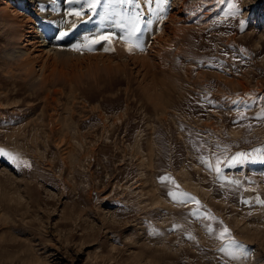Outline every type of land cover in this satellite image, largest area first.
<instances>
[{"label": "rangeland", "instance_id": "rangeland-1", "mask_svg": "<svg viewBox=\"0 0 264 264\" xmlns=\"http://www.w3.org/2000/svg\"><path fill=\"white\" fill-rule=\"evenodd\" d=\"M71 1L61 45L124 42L131 6ZM137 2L142 51L163 31L149 70L61 63L31 85L7 72L0 23V148L15 157L0 155V264H264V0H169L163 21Z\"/></svg>", "mask_w": 264, "mask_h": 264}, {"label": "bare ground", "instance_id": "bare-ground-1", "mask_svg": "<svg viewBox=\"0 0 264 264\" xmlns=\"http://www.w3.org/2000/svg\"><path fill=\"white\" fill-rule=\"evenodd\" d=\"M16 1L18 2V0H0V23L2 25L4 35L6 39H8L6 47H4V50L2 51V56L7 63V72H10L12 76L16 72V74L21 78L27 79L31 85H42V83L55 74L58 69L57 65L61 63L73 66H81L82 63H85L84 66L88 67H96V65L98 67H105L112 64H116V66L122 65V67H125L130 63L135 67H147V70H149L148 67L150 66V63H148V61L150 60L149 62H155V59H152V61L147 58L156 57V54L154 53L155 51L157 52L159 48L157 49L155 47L157 43H159L160 38L163 36V31L161 33L158 32L155 36H153V39L146 51L133 49V51L129 52L126 50L125 43L122 42L120 44L118 41L111 43V45H107L108 43L104 44L103 42L104 46L100 45L103 46L102 48L98 46L100 48L99 49L98 47L95 48L93 46L92 51H88L86 49L75 51L73 50L72 45L83 44L85 41L83 40V42H81L80 40V42H76L72 38V41L70 40L71 42L66 45L65 42L64 45H61V41H57V36L63 29L59 27L61 25L56 26V24H54L56 17L60 15V13L68 14L74 10V5L72 4L73 1L27 0V9L25 11H21L17 7ZM184 1L185 0H182V2ZM176 4V12H180L182 10L179 8L181 7V2L176 1ZM48 15H50V17H48ZM176 15L178 14L171 13L170 18ZM65 23L67 24V22ZM81 29L83 31H89L90 27H85V25H83ZM81 29L78 28L76 32L74 31L72 36L77 38ZM100 30L96 29L95 31L99 32ZM84 33L85 32H83V35ZM108 33L110 32L106 31L103 34ZM83 37L84 36H82L81 39ZM87 37L89 39L95 38L93 37V33ZM116 39H113V41ZM106 45L113 50L105 52L104 47ZM152 54L154 56H152ZM112 61H114V63ZM159 62L161 63L162 60H159ZM101 63L102 65L99 66ZM35 66H38V69H35Z\"/></svg>", "mask_w": 264, "mask_h": 264}, {"label": "snow or ice", "instance_id": "snow-or-ice-1", "mask_svg": "<svg viewBox=\"0 0 264 264\" xmlns=\"http://www.w3.org/2000/svg\"><path fill=\"white\" fill-rule=\"evenodd\" d=\"M100 2L101 0H86L88 9H90L93 12L96 11L97 5L100 4ZM109 2L126 4V5L131 6V9L128 11H125V13L123 14V20L125 22L117 23L116 27L120 28L123 32V34L119 36V39L124 41L127 51L131 52L133 51V49H139L142 51L143 42L139 34L143 31L142 24L145 23V21L143 20L144 13L140 10L141 8L140 4L137 2V0H109ZM152 2L153 0H145V3H148V4H151ZM154 3H155V7L154 8L149 7L148 12L151 13V15L155 17L156 19L163 21V19L165 18V14L167 13L168 8L170 6L169 0H154ZM229 8L233 10L231 12L232 15H236L240 11V9L234 3L230 4ZM69 15L80 17L82 15V11L72 10L71 12H69ZM147 23L151 24L152 21L148 20ZM241 28H243V22H241ZM61 35H63V33ZM115 36H116L115 33H108V34L98 35L97 37L91 38V39L86 37L85 43L74 44L72 45V48L75 51H80L84 49L88 51H92L94 45L101 44L102 42H108L110 44L111 41L115 38ZM112 50L113 49L107 46L104 47L105 52L112 51ZM245 106L247 107V103L245 104ZM238 118L243 119L244 113L240 112ZM257 119H264V109H262L261 112L258 114ZM0 155L8 156L10 159H15V157L11 153L5 151L3 148H0ZM209 167H211V165H209ZM215 171L218 174L220 172L219 161H217V166L215 168ZM160 180L162 182L170 181L172 184H175V181L170 176H167V175L160 177ZM234 183H239V181H234ZM176 187L178 188L179 186L176 185ZM168 195L172 197L173 200H176L178 198V194L176 192L170 191ZM179 196L186 197L187 199L194 201L195 204L198 206L200 204L199 200H197L193 196H190L188 193L181 192L179 193ZM257 202L264 204V200H258ZM198 211H199L198 208L194 209L192 214L196 215ZM203 215L205 216L206 219H209V220L216 219L215 217L210 216L207 213H204ZM208 230L209 232L212 231L211 226H209ZM226 235L228 236V243L230 245H235L237 246L238 249H241V250L243 249L244 246L242 244H239V242H237L234 238L231 237L230 230L227 228V226H223L221 231L218 234V238L223 240ZM219 250L221 252H226L229 256L234 255V253L232 251H229L226 247H221Z\"/></svg>", "mask_w": 264, "mask_h": 264}]
</instances>
